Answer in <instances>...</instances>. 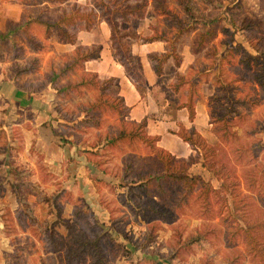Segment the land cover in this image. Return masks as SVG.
Masks as SVG:
<instances>
[{
	"label": "rangeland",
	"instance_id": "rangeland-1",
	"mask_svg": "<svg viewBox=\"0 0 264 264\" xmlns=\"http://www.w3.org/2000/svg\"><path fill=\"white\" fill-rule=\"evenodd\" d=\"M17 1L32 12L27 18L43 22H52L75 2ZM142 1L147 3L149 25L155 26L157 33L172 35L174 29H169L175 25L172 14H152L157 6L185 16L178 0ZM79 2L93 5L96 0ZM190 4L196 26L211 23L216 39L208 41L185 70L184 65L179 70L172 61L167 63L155 87V100L158 104L168 102L173 110L189 97L193 105L200 102L206 106L210 125L205 127V137H193L198 147L188 170L202 183L198 181L193 189L185 190L178 180L171 179L163 184L160 195L155 191L157 185L150 186L147 193L134 188L135 172L127 174L125 163L132 159L135 166L140 161L146 167L155 165L154 161L142 160L153 153L139 141L132 146L124 142L118 148L97 150L91 154L89 168H15L5 176L4 168H0V176L12 179L20 196L15 205L6 192L0 202V264H264L254 253L264 247V83L259 87L255 81L259 69L254 63H243L245 52L260 57L249 41L264 49V19L255 15L251 0H190ZM94 9L98 22L104 13L97 6ZM232 17L236 26L244 29L231 27ZM139 21L130 26L137 28ZM250 22L255 25L246 28ZM221 26L230 28L233 45L241 46L229 62L221 58L229 48V34L223 33ZM44 28L45 35L53 31ZM153 32L146 31L144 36ZM38 36L39 31L27 24L25 30H16L10 38L14 48L11 42L0 40V51L9 50L23 58L18 44L27 40L31 44ZM129 41H125L126 46ZM189 41V36L182 37L179 46ZM29 60L25 66L31 64ZM132 64L140 73L134 56ZM85 73L89 72L78 68L66 80L77 81ZM180 77L188 84L174 93L172 87ZM97 96V88L81 87L56 102L58 115L72 123L76 130L72 134L84 148L103 143V137L120 126L117 112L108 108L101 115L95 113L98 125L79 124V107ZM105 97L118 104L115 88L107 90ZM225 117L235 133L231 137L223 131ZM67 128L61 132L68 133ZM221 184H228L232 193ZM205 188L209 193L206 209L201 199ZM245 230L261 236L262 244L257 238L259 244L253 248Z\"/></svg>",
	"mask_w": 264,
	"mask_h": 264
},
{
	"label": "crops",
	"instance_id": "crops-1",
	"mask_svg": "<svg viewBox=\"0 0 264 264\" xmlns=\"http://www.w3.org/2000/svg\"><path fill=\"white\" fill-rule=\"evenodd\" d=\"M251 2L255 15L264 19V0ZM37 12L40 13V10ZM29 13L32 12L17 0H0V33L6 32L11 24H20L23 20L31 21L30 26L39 31V36L32 44L28 41L18 44L23 58L17 57L9 50L0 51V168H4L3 176L15 168H89L91 154H96L99 149L103 150L102 143L92 144L89 148L80 146V141L72 134L76 131L72 123L58 115L56 102L60 97L47 78L48 68L57 69L70 60L77 45L101 46L99 58L85 61L82 70L96 73L101 80L111 77L116 79L117 95L128 107V120L139 122L146 119L147 134L157 136L156 145L171 155L177 158H188L193 155L195 150L175 132L178 126L182 125L185 128L194 127L202 137H205V127L207 124L210 125L207 109L203 103H195L194 116L189 119L188 110L183 103L179 104L180 107L176 105L173 110L168 102H160L161 104L156 102L155 87L161 76L156 75L154 63L148 54L166 52L168 42L161 39L144 42L139 38L144 36L146 31L156 29L155 26L149 25L148 17L140 20L135 28L139 37L130 39L128 43L130 53L137 60L138 69L143 76L144 81L141 85L129 79L123 65L116 60L111 45L110 28L104 16L99 18L95 28L79 30L76 43L71 44L60 40L55 29L49 35H45L42 19L31 20L27 18ZM172 29L174 28L170 27L169 30ZM202 29L201 24L193 31L182 35L181 38L190 37V41L182 48L178 41V49L180 48L178 53L181 56L179 70L183 65L185 70L205 48L204 46L198 51L194 50L197 32ZM28 37L31 38V35ZM26 59H30L29 62L35 60L34 67L16 73V69L13 70L14 63L23 67ZM48 62L50 63L47 65ZM185 84L177 91L173 89L172 91L180 93L181 87ZM77 118L79 122L83 115ZM65 126L68 127L69 134L61 132V128ZM3 176H0V186H3L0 202L3 203L7 192L16 205L17 197L11 187L13 180L6 178L9 179V182H6Z\"/></svg>",
	"mask_w": 264,
	"mask_h": 264
},
{
	"label": "trees",
	"instance_id": "trees-1",
	"mask_svg": "<svg viewBox=\"0 0 264 264\" xmlns=\"http://www.w3.org/2000/svg\"><path fill=\"white\" fill-rule=\"evenodd\" d=\"M178 3L185 14L183 17L178 16V14L175 15L174 12L168 10L165 7L162 8L160 5L157 6V12H155V9L152 11L153 15H173L175 25L173 27L174 32L172 35H167L164 32L157 33L153 28L154 32L152 35L139 37L136 29L130 26V24L134 20H142L149 15L147 3L142 0H96L93 5H90V2L87 4L86 2L80 3L76 0L69 11L64 9L52 22H43V25L47 30L55 29L60 40L66 43L75 44L77 40L76 35L79 30H91L97 25L99 15L94 9V6H97L101 9V12L104 13V19L109 25L111 45L114 48L116 60L121 65H123L125 73L129 79H131L133 82L143 84V76L138 72L136 65L132 64L133 55L130 53L129 46L125 45V41L127 39L130 40L138 37L144 42H151L159 39L165 40L168 42V49L166 52L148 54L149 59L154 63L155 73L157 76H162L165 72V65L170 61H172L174 65L178 67L181 62V56L178 53V41L182 35L193 31L197 27L196 22H194L193 19L192 5L190 4V0H178ZM229 23L231 27L235 26L239 29H244L243 27L236 26L233 17L230 19ZM27 24H29V21L27 20H23L20 24H11L6 32L0 33V40H7L11 42V45L14 48L15 44L10 40V38L14 36L16 30H25ZM252 25H255L254 22H250L248 26L246 25L245 27L250 28ZM202 26L203 29L198 31L196 35V43L194 45L195 51L203 48L208 41H211L217 35V31L215 27L211 25V23L202 22ZM224 27L221 26V31L225 34H229V38L226 41L227 45L229 44V48L227 49L225 55L223 54L221 58L224 60L227 59L229 62L233 52L236 49H239L241 46L233 45L234 36L232 30L228 27ZM27 41L29 43L31 42L30 40ZM249 42L250 47L257 54H259L260 57L245 52L244 54L246 59L243 60V63L250 65V62H252L258 67L259 71L257 74H255L254 79L259 87H261L264 83V49H262L259 45L252 43L251 41ZM100 49V45H92L90 47L77 45L75 54L70 60L63 63V65L57 69L50 67L47 73L48 82L56 89L57 95L59 97L78 92L79 88L81 87L82 89H89L90 87L92 89H98V96L94 101L88 102L79 107L80 112L79 114H76V116L83 115V118L79 121V124L92 125L93 127L94 125L99 124V118H97L98 115L95 114L96 112H99L101 115L102 111H105L107 108L117 112L120 126L113 134L105 136L102 143V149L111 146L118 148L119 144L124 142H126L128 146H132V144L136 143L137 141H139V143L143 146L149 148V151L151 154L153 153V156L149 154L148 156L143 157L142 160H148L150 162L154 161V166L152 165L151 167H146L144 164H142V161H140L141 164L135 166V163L132 159H129L127 163H125L127 174L135 172L134 179L136 180V184H134V188L140 189L143 193H147L150 186L157 185L155 186V191L160 195L162 194L161 189L163 184L170 183L171 179L178 180L180 183L177 184H181L180 186H184V189L186 187L187 190L193 189L198 181L202 183L198 177L191 176L188 173L189 167L195 162L193 161L192 156L188 158H177L167 151L159 148L156 145L158 137L148 135L145 130L146 119H142L139 122L128 120V107L124 105L123 99L118 95V104L114 103L113 101H109L106 97L103 98L107 90H109L111 87L117 90V82L115 78L111 77L101 80L96 73L89 72L82 74V76L77 81L68 79L66 80L67 76L71 73H74L78 68L83 69V64L85 61L89 59H98L100 56ZM33 62L36 61L32 60L31 64L23 67H19L14 63L16 73L32 69L34 67L32 65ZM130 65H132L131 68L133 70L130 69ZM84 75L90 76L84 78ZM112 82L114 84L111 86L110 83ZM187 82V79L180 77L179 82L173 85L172 88L174 91H177L181 85ZM189 83L191 84V81H189ZM183 106H185L188 110L189 119H192L194 116V105L191 97L188 98ZM178 107H180V105H178ZM231 109L232 108H230L229 111H232ZM226 117L223 120L222 127L224 133L229 134L231 137L235 135V133L229 129L230 127ZM175 133L196 151L198 146L195 138L193 137L199 136V133L194 129V127L185 128L184 126L179 125L178 130ZM242 149L246 151V148ZM253 156H255L254 151H252V157ZM155 167L157 168V171L155 170L154 172L153 170ZM135 168L138 170H135ZM155 173L157 175H155ZM221 186L225 187V190L227 191L230 189L228 184H221ZM11 187L12 191L17 197V201H20L17 184L13 182ZM229 192L232 193V190H229ZM201 199H203L205 205L204 209H206L209 205V193L207 188L202 191ZM247 228H249V225ZM245 231L248 234L247 242L250 243L253 248L259 244L257 238L262 244L261 236L255 237L248 230ZM254 253L257 255L259 260L264 261L263 246L262 248L256 249Z\"/></svg>",
	"mask_w": 264,
	"mask_h": 264
}]
</instances>
